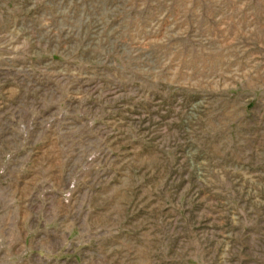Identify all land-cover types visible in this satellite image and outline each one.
Here are the masks:
<instances>
[{
    "label": "rangeland",
    "instance_id": "obj_1",
    "mask_svg": "<svg viewBox=\"0 0 264 264\" xmlns=\"http://www.w3.org/2000/svg\"><path fill=\"white\" fill-rule=\"evenodd\" d=\"M0 264H264V0H0Z\"/></svg>",
    "mask_w": 264,
    "mask_h": 264
}]
</instances>
